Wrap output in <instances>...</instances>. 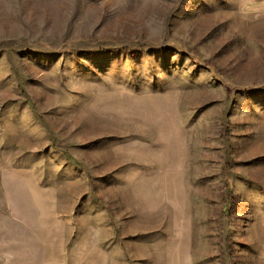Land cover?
I'll list each match as a JSON object with an SVG mask.
<instances>
[{
	"label": "rangeland",
	"instance_id": "obj_1",
	"mask_svg": "<svg viewBox=\"0 0 264 264\" xmlns=\"http://www.w3.org/2000/svg\"><path fill=\"white\" fill-rule=\"evenodd\" d=\"M0 264H264V0H0Z\"/></svg>",
	"mask_w": 264,
	"mask_h": 264
}]
</instances>
